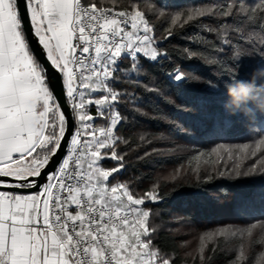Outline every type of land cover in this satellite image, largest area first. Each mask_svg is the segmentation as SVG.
<instances>
[{
    "label": "snow or ice",
    "instance_id": "6c2138e0",
    "mask_svg": "<svg viewBox=\"0 0 264 264\" xmlns=\"http://www.w3.org/2000/svg\"><path fill=\"white\" fill-rule=\"evenodd\" d=\"M226 8L222 17L242 11L236 3ZM152 33L134 5L0 0V264H170L141 239L150 233L139 206L162 194L135 196L127 183H109L124 160L115 130L126 117L114 105L128 95L109 81L125 54L133 67L138 54L157 58ZM97 118L108 126L97 128ZM105 160L118 165L107 169Z\"/></svg>",
    "mask_w": 264,
    "mask_h": 264
},
{
    "label": "trees",
    "instance_id": "16d2710c",
    "mask_svg": "<svg viewBox=\"0 0 264 264\" xmlns=\"http://www.w3.org/2000/svg\"><path fill=\"white\" fill-rule=\"evenodd\" d=\"M99 2L142 11L159 53L155 60L139 55L134 67L123 61L109 83L128 93L115 104L126 117L115 130L124 160L110 181L127 183L135 196L162 194L140 207L149 212L144 239L170 264H232L236 253L222 235L192 247L228 219L264 220V166L243 174L220 154L214 169L211 153L264 136V0ZM230 3L242 11L222 17Z\"/></svg>",
    "mask_w": 264,
    "mask_h": 264
},
{
    "label": "rangeland",
    "instance_id": "374dc122",
    "mask_svg": "<svg viewBox=\"0 0 264 264\" xmlns=\"http://www.w3.org/2000/svg\"><path fill=\"white\" fill-rule=\"evenodd\" d=\"M154 47L157 48V45L155 44ZM95 95L99 96L100 94L97 93ZM91 114L94 116L97 115L95 107L91 109ZM97 119L99 123L95 124ZM97 119L93 121L97 128L108 126L109 121L107 119H102L104 120L103 122L100 121V118ZM211 153L214 158H217V160L214 161V169L217 168L216 162H218L220 158H218V156H220V154H227L230 160L236 161V163H232V167L236 165L239 172L243 174L251 173L257 166H264V136L258 139L255 138L254 142L239 144V146L219 147L218 149H213ZM212 160L211 162H213ZM205 165H208V161L205 162ZM105 168L111 169L114 167ZM116 173H114L113 176ZM109 183L111 185L117 182H111L109 180ZM220 210L222 213L229 215L228 209ZM224 219H227L226 215ZM220 235L225 237L229 251H234L236 253V260L232 264H264V220L234 222V220L228 219L218 228L205 230L201 238H197L198 240L193 242L194 245L192 248L197 249V247H203L205 242H208L210 239L214 238V236Z\"/></svg>",
    "mask_w": 264,
    "mask_h": 264
},
{
    "label": "water",
    "instance_id": "95a60500",
    "mask_svg": "<svg viewBox=\"0 0 264 264\" xmlns=\"http://www.w3.org/2000/svg\"><path fill=\"white\" fill-rule=\"evenodd\" d=\"M25 26H26V30L28 28V24L27 21H25ZM30 47L32 48V50L34 51V53H39V58L41 59V62L43 63H47L44 59L43 53H42V49L40 47V45L38 44V42L36 41V39L34 38V36H30ZM51 76H55L54 73L50 72L49 73ZM53 91L55 92L57 99L61 101L62 107L66 108V104L64 103V89L62 87V85L57 84V86L53 89ZM69 115V118H71V114L67 113ZM64 147V145L62 144V148ZM63 157V153H58L57 157H54V163L50 166L52 167V169L55 168L56 164L59 163V160L62 159ZM48 169H46L45 171H47Z\"/></svg>",
    "mask_w": 264,
    "mask_h": 264
},
{
    "label": "built area",
    "instance_id": "2783aa9c",
    "mask_svg": "<svg viewBox=\"0 0 264 264\" xmlns=\"http://www.w3.org/2000/svg\"><path fill=\"white\" fill-rule=\"evenodd\" d=\"M139 56V54L137 55V57ZM127 59H129V57H128V55L127 54H125L120 60H119V62L117 63V65H116V69H115V72H117L118 70H117V68H118V65L120 64V63H122L123 61H125V60H127ZM133 222H135V221H133ZM142 231H143V229H141ZM143 239V238H142Z\"/></svg>",
    "mask_w": 264,
    "mask_h": 264
},
{
    "label": "crops",
    "instance_id": "0c3cea01",
    "mask_svg": "<svg viewBox=\"0 0 264 264\" xmlns=\"http://www.w3.org/2000/svg\"><path fill=\"white\" fill-rule=\"evenodd\" d=\"M143 212H144V210L141 208V209H140V213H139V218H140V219H145V218H143V215H142ZM144 226H145V223H144ZM141 231H142V230H141ZM142 238L144 239V236H143V235H142L141 239H142Z\"/></svg>",
    "mask_w": 264,
    "mask_h": 264
},
{
    "label": "clouds",
    "instance_id": "9594fccd",
    "mask_svg": "<svg viewBox=\"0 0 264 264\" xmlns=\"http://www.w3.org/2000/svg\"><path fill=\"white\" fill-rule=\"evenodd\" d=\"M229 92L233 95H236V90L232 87H229Z\"/></svg>",
    "mask_w": 264,
    "mask_h": 264
}]
</instances>
